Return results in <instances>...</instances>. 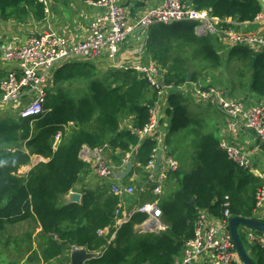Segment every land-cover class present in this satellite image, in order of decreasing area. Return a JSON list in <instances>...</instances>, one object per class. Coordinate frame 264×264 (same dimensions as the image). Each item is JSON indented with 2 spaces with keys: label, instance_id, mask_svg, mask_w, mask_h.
<instances>
[{
  "label": "trees",
  "instance_id": "obj_1",
  "mask_svg": "<svg viewBox=\"0 0 264 264\" xmlns=\"http://www.w3.org/2000/svg\"><path fill=\"white\" fill-rule=\"evenodd\" d=\"M188 1L196 10H206L213 17L242 23L254 22L262 9L257 0ZM141 4L137 2V6ZM0 15L4 20L22 22L34 17L42 21L46 7L41 0H0ZM195 26L194 22L183 21L150 28L147 49L160 69L166 71L164 80L168 84H185L189 72L196 81L189 66L194 59H219L216 47L222 46L224 36L200 35ZM231 52L249 70L250 93L245 100H261L264 49L254 53L243 45ZM98 66L97 59L67 61L54 72V87L47 91L44 114L19 117L11 126L0 127V231L6 224L34 219L42 233L57 236L63 247L99 253L87 264H175L185 243L195 235L200 212L222 219L228 209L231 217L252 218L264 180L230 160L214 135L200 134V122L187 116V100L177 91L169 94L165 138L168 141L172 132L194 124L192 146L197 162L193 171L180 179L176 192L160 198L162 222L167 226L164 230L136 233L131 221L116 225L115 212L119 209L122 217L123 207L120 197L107 189L103 193L86 189L81 204H62L63 197L77 189L87 167L81 157L84 147L93 150L108 146L115 166L123 163L124 154L136 151V165L130 176L142 174L145 184L149 173L144 169L159 147V133L144 139L137 134L150 123L157 98L145 75L135 69L102 71ZM2 78L4 74L0 72ZM74 82H78L75 93L69 88ZM124 118L131 120L134 130L122 126ZM59 131L62 140L54 150V137ZM24 146L31 152L25 153ZM8 148L18 149L5 155ZM33 154L49 161L36 165L24 177L17 176L16 172L29 163ZM226 196L228 208L223 205ZM249 253L255 264H264L262 245L253 243Z\"/></svg>",
  "mask_w": 264,
  "mask_h": 264
},
{
  "label": "built area",
  "instance_id": "obj_2",
  "mask_svg": "<svg viewBox=\"0 0 264 264\" xmlns=\"http://www.w3.org/2000/svg\"><path fill=\"white\" fill-rule=\"evenodd\" d=\"M41 1L46 7L48 0ZM86 1L101 7L103 12L94 19L85 39L81 42L70 44L62 34L47 31L30 36L24 43L14 48L7 46L3 49L4 57L7 60L18 61V69L11 70L0 80V107L8 103L20 106L18 116L23 119L44 114V105L48 94L46 84L56 68L75 58L98 59L103 56L114 58L120 45L130 35L138 29L147 31L156 24L172 25L190 21L196 23L195 31L198 34L217 32V35H222L225 39L228 38L233 44L244 45L254 53L264 49L263 35L258 32H242L245 23L213 17L206 10H196L185 0H163L161 4L152 7L144 16L134 21L130 19L127 8L119 0ZM261 6L262 9L254 20L255 24L264 23V0H262ZM225 23L231 26L223 25ZM122 69H135L144 74L150 88L156 91L158 97L166 91L179 89L185 94L192 92L191 96L202 104L215 103L222 112L233 118V121L228 124V130L231 133L237 132L238 122L247 130L254 132L259 142L257 148L250 154L242 151L227 138L221 139L219 142L220 149L236 165L248 171L254 170L256 165L254 153L261 151L262 145H264V101L249 103L245 99H232L224 90L198 83L193 85L192 90L188 87V83L183 85L168 84L164 80V73L157 65H139L134 68L123 66ZM28 95H30L29 98ZM151 116L150 123L142 130H138L137 134L144 139L159 133L160 144L164 133L160 127L156 106L151 110ZM61 140L62 132L59 131L54 137L55 146H58ZM107 148L109 147L104 146L92 152L89 148L84 147L81 157L88 162L94 154L97 160L96 172L98 175L103 179L117 178V171L132 160L129 159L130 155L129 158L128 156L123 157L120 167L115 166L102 155V151ZM157 152L158 149L153 151L146 165L149 173L155 170ZM164 161L166 169L163 170L164 173L159 181L149 175L148 182L140 186L139 189L117 182L111 183L109 187V192L120 198L151 191L158 196L156 200L143 203L137 209L138 212L145 215L141 232H159L166 228L162 222V209L159 204L164 192L162 181L166 178L167 173L177 171L179 164L173 158L166 157ZM152 183L155 185L150 190ZM224 200L223 205L228 208L229 197L226 196ZM255 210H264V185L257 192ZM115 215L118 216L116 225L130 222L124 215L120 216L119 209L116 210ZM232 218L228 209L224 212L222 219L213 217L207 211L200 212L196 221L195 235L185 243L183 252L175 259V264H195L205 257H209L212 264H234L238 256L229 229ZM243 234L251 245L256 242L264 247L263 234L248 227H244ZM113 235L115 236V233ZM73 249L79 250V248Z\"/></svg>",
  "mask_w": 264,
  "mask_h": 264
},
{
  "label": "crops",
  "instance_id": "obj_3",
  "mask_svg": "<svg viewBox=\"0 0 264 264\" xmlns=\"http://www.w3.org/2000/svg\"><path fill=\"white\" fill-rule=\"evenodd\" d=\"M120 1L127 8L130 19L132 21L141 18L152 7H155L163 2V0ZM139 1H141L142 4L137 6V2ZM185 1L189 3L188 0ZM102 12L103 9L101 7L88 3L86 0H69L67 4H57L52 0H48V3L46 5V18L42 21H37L34 17H29L22 22H18L15 20H4L0 15V18L2 19V22H0V72H2L5 77L11 70L18 69V61L7 60L4 57L3 49L7 46H12V48H14L24 43L30 36L47 31H53L62 34L70 44L79 43L85 39L92 22ZM254 29L256 30V32L264 36V23L255 24L254 22H246L244 24V30L253 31ZM149 31L150 29H148L147 31L141 29L135 31L120 45L118 53L114 58H108L106 56L98 58L97 63L99 65V69L105 71L112 68H122L123 66H126L128 68H134L139 65L159 66L157 62L152 59V56L147 49ZM162 72L164 73V75L166 74V71ZM53 76L54 74L50 77L48 83L46 84V88L48 91L53 89L54 87ZM77 83L78 82L69 84L71 85L69 87L71 92H77V89H75L77 87ZM186 83L189 84L188 87H190V89L192 90L193 85L197 82L191 81L190 83ZM153 91L154 90H152V92ZM176 91L180 92L187 100L185 104L187 116L192 121L194 120L200 122L201 125L197 126L200 134H212L216 138H218L219 141L221 139L227 138L228 141L240 148L242 151L247 152L248 154H250L254 149L257 148L259 142L255 133L241 126L239 122L237 132L231 133L228 130V124L233 121V118L222 112L215 103L202 104L198 102L193 96H191L192 92H190L189 94H185L179 89H173L166 91L160 97H158L157 95L154 105L157 108L159 122H162V124L160 123V127L164 133L162 142H160L158 147V150H162L163 152L162 163L159 170H156L154 168L155 170H153L151 173H149L146 168L144 170L149 173L148 177L149 175H152L156 179V181H159L160 177L164 173L163 170L166 169L164 161L166 157L173 159L176 158L175 160L179 164L178 170L175 172L167 173L166 178H164L162 181L164 187V192L162 194L163 199L168 198L171 194H173L180 188V179H182L185 175L191 173L197 162L192 146V142L194 139L193 129L196 128L194 124L172 132L169 136L168 141H166L165 138L166 127H168V118L166 116L167 109L169 108L168 98L171 92ZM29 97L30 95H28V98ZM249 97L251 98V96ZM260 101H264V97ZM19 109L20 106L12 103L1 106L0 127H9L15 120L19 119ZM123 127L132 129L131 120L126 119L124 121ZM178 133L179 135H176ZM53 148L54 150L57 148L54 141ZM17 149L18 148H8L7 150L15 152ZM90 150L92 152L95 151V149ZM258 153H254V158L255 163L258 164V167L260 168L262 167V165L264 166V159L261 160L260 158H258ZM102 155H104V157H107L108 161H112L110 148L102 151ZM126 156H128V158L132 160L134 169L136 165L134 152H128L124 154V157ZM47 161H49V158L33 154L30 156L29 163L22 166L21 169H19L18 174L16 175L24 177L30 172L33 167L40 164V162L42 163ZM88 162L90 163L87 164L86 169L81 175V181L79 182L77 189L75 190L81 194L86 189L92 190L96 193H103L104 191H106V189L109 190L111 183L116 182L125 183L127 185H129L128 183L138 182L139 184H141V186L145 185V183L143 182L144 176L140 173L134 174L133 177L130 176L132 174L131 173L125 179H117L115 177L111 179H103L96 172L97 160L94 154ZM185 164L187 166L186 172L184 171ZM125 169L126 165L119 170ZM263 169L256 170L255 168L250 172L255 177L264 180ZM154 185L155 183H152V186ZM157 197L158 196L154 195L151 191L146 193H136L135 195L133 194L120 198V205L123 207L122 216L124 215L126 218H128L129 221L134 224V231L136 233H141L143 221L145 220V215L141 212H138L137 209L143 203L154 201L157 199ZM67 203L68 199L66 195L62 199V204ZM252 218L264 221V210H254ZM108 231L109 230L106 229L104 233L107 234ZM113 237L115 238V236L112 234V240L114 239ZM248 243L249 245H251L249 241ZM73 250V247H63V242L59 240L57 236H51L42 233V228L39 222L35 221L34 219H28L15 224H6L5 228L0 231V264H70V254ZM96 254L97 256L99 255V253ZM195 264L212 263L209 257H205L203 259H200ZM234 264L242 263L237 257Z\"/></svg>",
  "mask_w": 264,
  "mask_h": 264
},
{
  "label": "rangeland",
  "instance_id": "obj_4",
  "mask_svg": "<svg viewBox=\"0 0 264 264\" xmlns=\"http://www.w3.org/2000/svg\"><path fill=\"white\" fill-rule=\"evenodd\" d=\"M242 30H243L242 31L243 33L256 32L255 29L253 31L244 30V27ZM204 34H212V35L217 36V32H215V33L214 32L213 33H202L201 35H204ZM223 41L224 42H223L222 46L216 47V51H217L218 56H219V59L217 62H212L210 60L194 59L193 61H190L189 66L192 68V71H194L193 73L197 77L196 82L198 84H201L204 86H214L217 89L224 90V91H226L227 95L232 99H237V100L245 99L248 97L247 93H250V89L247 86V82H248V78H249V70L238 60V57L236 55H232L233 52H231V51L239 45L233 44L232 41H230L228 38H226V39L223 38ZM241 46H243V45H241ZM187 78H188V76H187ZM248 102L249 103H261L260 100H253V101H248ZM125 120L126 119L124 118V120L122 121L123 126H124ZM176 135H179V133ZM25 148H26V150H25ZM25 148H24L25 153L31 152V149H28L27 147H25ZM7 153L9 154V150L5 151L4 154L8 155ZM257 157L260 158L261 160L264 159V145H262V150L259 151ZM111 162L114 163L113 160ZM86 163L89 164L90 162H86ZM258 166L259 165L256 164L254 166V169L256 168V170H258V169L260 170V169L264 168L263 165L260 168ZM21 167L19 169H21ZM186 169H187V166L185 164V166H184L185 172H186ZM18 171L16 172V174H18ZM128 184L135 187L136 189H139V187L141 186V184H139L138 182L137 183H128ZM243 229H244V226H240L239 232H240V235L242 236V240H243L245 247L249 251L250 245L247 241V238L243 234Z\"/></svg>",
  "mask_w": 264,
  "mask_h": 264
},
{
  "label": "water",
  "instance_id": "obj_5",
  "mask_svg": "<svg viewBox=\"0 0 264 264\" xmlns=\"http://www.w3.org/2000/svg\"><path fill=\"white\" fill-rule=\"evenodd\" d=\"M257 1L260 3V5H262V0H257ZM0 22H2L1 18H0ZM191 76H192V73L189 72L188 78H187V82L189 83L192 81ZM134 154H136V151H134ZM162 154H163L162 150H158L157 159H156V163L154 167L156 170L160 169V166L162 163ZM133 166H134L133 162L131 161L127 162L126 169L118 170L116 173V177L122 178V179L127 178L132 173ZM67 199H68L67 204H72V203L81 204L82 194L77 191H71L67 195ZM191 204H194V202L192 201ZM240 226L248 227L254 230L255 232H258L264 235V221L257 220L254 218L233 217L229 223L230 234H231L233 243L235 245L237 256L240 259V262L242 264H255L253 259L250 256L249 251L246 249L242 241V238L239 232ZM96 257H97L96 253L90 252L87 249L73 250L70 254V260H71L70 264H86L87 262L91 261L92 259Z\"/></svg>",
  "mask_w": 264,
  "mask_h": 264
}]
</instances>
